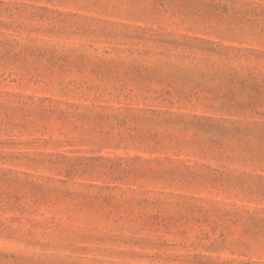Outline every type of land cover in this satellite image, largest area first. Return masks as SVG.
<instances>
[{
	"label": "rangeland",
	"instance_id": "rangeland-1",
	"mask_svg": "<svg viewBox=\"0 0 264 264\" xmlns=\"http://www.w3.org/2000/svg\"><path fill=\"white\" fill-rule=\"evenodd\" d=\"M0 264H264V0H0Z\"/></svg>",
	"mask_w": 264,
	"mask_h": 264
}]
</instances>
